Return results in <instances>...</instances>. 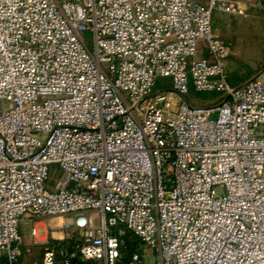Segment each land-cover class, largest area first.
Instances as JSON below:
<instances>
[{
  "label": "built area",
  "instance_id": "built-area-1",
  "mask_svg": "<svg viewBox=\"0 0 264 264\" xmlns=\"http://www.w3.org/2000/svg\"><path fill=\"white\" fill-rule=\"evenodd\" d=\"M263 3L0 0V261L264 264V69L212 27Z\"/></svg>",
  "mask_w": 264,
  "mask_h": 264
},
{
  "label": "rangeland",
  "instance_id": "rangeland-1",
  "mask_svg": "<svg viewBox=\"0 0 264 264\" xmlns=\"http://www.w3.org/2000/svg\"><path fill=\"white\" fill-rule=\"evenodd\" d=\"M212 27L215 35L228 40L233 46L232 56L226 63L227 80L230 84L245 83L264 69V3L257 7L245 6L243 15L215 13ZM217 96H219L218 93L191 91L187 99L192 105L206 106ZM69 222V219H65V224ZM44 223L55 226L58 222L48 220ZM29 230L30 225L23 224L21 226V234L25 244L33 241ZM59 232H54L55 237H58ZM39 235H43L42 226L39 227ZM136 246L144 248L138 243V245H131L129 250L132 251ZM142 252L146 263L151 264V252L147 249H142Z\"/></svg>",
  "mask_w": 264,
  "mask_h": 264
},
{
  "label": "trees",
  "instance_id": "trees-1",
  "mask_svg": "<svg viewBox=\"0 0 264 264\" xmlns=\"http://www.w3.org/2000/svg\"><path fill=\"white\" fill-rule=\"evenodd\" d=\"M165 81H167V80H165V79L160 80V81L158 82V85H157L156 89H159L160 86L162 85V83L165 82ZM234 82H236V81H234ZM234 82H233V83H234ZM228 83H229V82H228ZM229 84H230V83H229ZM242 84H243V83H240V84H237V85H232V84H230V86L236 87V86H240V85H242ZM191 91H192V90H191ZM128 240H129V244H128V248H127V250H128V252H130L131 250H129V248H130V246H131L132 237H131V236H128ZM0 264H6V262L3 261V260H1V261H0Z\"/></svg>",
  "mask_w": 264,
  "mask_h": 264
},
{
  "label": "bare ground",
  "instance_id": "bare-ground-1",
  "mask_svg": "<svg viewBox=\"0 0 264 264\" xmlns=\"http://www.w3.org/2000/svg\"><path fill=\"white\" fill-rule=\"evenodd\" d=\"M62 224V220H58V225H61ZM55 234V233H54ZM55 236V235H54ZM60 236V234L58 235V237Z\"/></svg>",
  "mask_w": 264,
  "mask_h": 264
},
{
  "label": "water",
  "instance_id": "water-1",
  "mask_svg": "<svg viewBox=\"0 0 264 264\" xmlns=\"http://www.w3.org/2000/svg\"><path fill=\"white\" fill-rule=\"evenodd\" d=\"M259 73H257L252 79H250L249 81L253 80L254 78H256L258 76ZM247 81V82H249Z\"/></svg>",
  "mask_w": 264,
  "mask_h": 264
},
{
  "label": "crops",
  "instance_id": "crops-1",
  "mask_svg": "<svg viewBox=\"0 0 264 264\" xmlns=\"http://www.w3.org/2000/svg\"><path fill=\"white\" fill-rule=\"evenodd\" d=\"M212 22H213V18H212ZM212 25H213V23H212Z\"/></svg>",
  "mask_w": 264,
  "mask_h": 264
}]
</instances>
